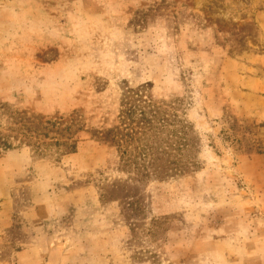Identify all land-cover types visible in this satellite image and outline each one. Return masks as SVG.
<instances>
[{"label":"rangeland","instance_id":"1","mask_svg":"<svg viewBox=\"0 0 264 264\" xmlns=\"http://www.w3.org/2000/svg\"><path fill=\"white\" fill-rule=\"evenodd\" d=\"M126 96L151 164L113 141ZM22 117L77 147L0 156V264H264V0H0V131Z\"/></svg>","mask_w":264,"mask_h":264},{"label":"trees","instance_id":"2","mask_svg":"<svg viewBox=\"0 0 264 264\" xmlns=\"http://www.w3.org/2000/svg\"><path fill=\"white\" fill-rule=\"evenodd\" d=\"M139 98L140 100L135 99L132 101L130 96H126V101H128L126 105H130L126 110L122 111V123L126 125V130L128 131L123 136L121 131H119L113 136V141L124 149L122 154L130 156L136 164H138L137 161L151 164V160L149 161L148 158L150 154H153V148L146 140L148 132L153 129L157 121V111L154 110V105L151 104L150 100ZM23 120L26 119L23 117L18 118L4 131H0V156L10 150L24 146L26 143L22 142L20 138L34 141L33 148L39 156H48L51 154L50 152L54 151L60 157L76 150L77 141H73L72 137H67L63 134L64 130L68 132L69 127L65 126L64 129L52 135L49 132L51 131L50 127L57 126V123L46 121L43 124H37V127L33 128L25 124ZM161 124H164V122H161ZM45 130L49 131L46 132ZM47 138L49 140L45 142L44 139ZM137 150L138 153L135 155L133 152H137ZM156 160L158 158L153 159V164Z\"/></svg>","mask_w":264,"mask_h":264}]
</instances>
